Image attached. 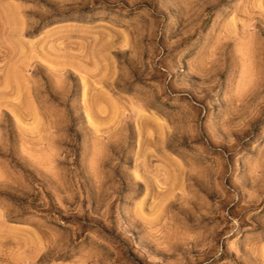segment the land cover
<instances>
[{
	"label": "rangeland",
	"instance_id": "1",
	"mask_svg": "<svg viewBox=\"0 0 264 264\" xmlns=\"http://www.w3.org/2000/svg\"><path fill=\"white\" fill-rule=\"evenodd\" d=\"M0 264H264V0H0Z\"/></svg>",
	"mask_w": 264,
	"mask_h": 264
}]
</instances>
